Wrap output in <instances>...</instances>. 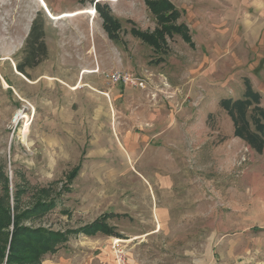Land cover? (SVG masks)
<instances>
[{
	"label": "rangeland",
	"instance_id": "obj_1",
	"mask_svg": "<svg viewBox=\"0 0 264 264\" xmlns=\"http://www.w3.org/2000/svg\"><path fill=\"white\" fill-rule=\"evenodd\" d=\"M171 1L191 37L166 33L155 50L132 32L160 27L145 0H0V264H264V154L219 103L248 77L264 107V0ZM99 9L120 20L117 41ZM39 12L47 56L26 76ZM160 175L173 179L162 193ZM157 197L171 213L159 225ZM38 201L54 206L22 217ZM98 219L108 233L83 232ZM16 226L65 239L12 258Z\"/></svg>",
	"mask_w": 264,
	"mask_h": 264
},
{
	"label": "trees",
	"instance_id": "obj_2",
	"mask_svg": "<svg viewBox=\"0 0 264 264\" xmlns=\"http://www.w3.org/2000/svg\"><path fill=\"white\" fill-rule=\"evenodd\" d=\"M145 2L156 16L157 24H160V27L157 28L155 32L151 33L132 29L136 37L145 40L149 45L153 46L155 50L161 49L162 43L165 41L166 33L169 36L174 33H179L185 40H190L191 36L188 32L187 25L184 22H180L179 24L174 23L181 15L174 2L171 0H145ZM98 11L103 18V26L109 38L117 41L120 38V20L115 17L110 10L106 12L99 9ZM44 35V21L41 12H39L33 18L30 30L26 36V43L23 49L24 54L21 61L16 64L17 71L28 76L29 74L26 68L35 66L40 60L46 58L47 47L44 42ZM243 82L244 92L242 97L235 99L231 97L221 98L219 103L232 120L234 135L245 141L247 145L256 152L262 153L264 151V107L261 106L259 92L253 89L249 78L244 77ZM78 172L79 169L74 175L75 177ZM3 189L6 191L8 190L6 184ZM37 204L39 205L26 210L22 217H27L28 214L42 212L54 206L53 201L47 204L38 201ZM4 209V212L0 215V227L9 222L8 214L6 213L4 215L8 208ZM3 215L5 217L6 215L8 216L7 220L4 218L2 221ZM22 217L20 214L17 218L21 219ZM97 228L103 229L107 233L109 232L108 226L100 222L99 219L93 221V223L88 226H84L82 230L87 234H91L93 231L95 232ZM14 230L9 244L12 258L18 249H21L20 251H26L28 253L26 256L40 257V255L46 252H53L55 246L59 245L58 242L65 239V236L59 231H52L46 228L29 229V227L16 226ZM20 238H22V241H19ZM17 241H19L20 246H17ZM0 256H2L1 248ZM12 258H8V262H10ZM18 258L23 259L24 256ZM28 259L27 261H29Z\"/></svg>",
	"mask_w": 264,
	"mask_h": 264
},
{
	"label": "crops",
	"instance_id": "obj_3",
	"mask_svg": "<svg viewBox=\"0 0 264 264\" xmlns=\"http://www.w3.org/2000/svg\"><path fill=\"white\" fill-rule=\"evenodd\" d=\"M46 10H47V6H46ZM48 13H49V11H48ZM251 150H254V149L251 148ZM260 154H264V151L262 153H260ZM159 183H161L160 189H164L163 191H161V193L162 192H166V190L170 189L172 187V185H173L172 176H170V178L167 179V178L163 177L162 175H160ZM161 198L157 197V199H155V200H158V203H155V201L153 200V202L151 203V207L152 208L150 207V209H151L150 211H152L153 216H155V221L157 222V225H159V221L157 220L158 216L160 218H163V217L167 216L168 213H169L168 212V206L166 204H163V201H162ZM130 208H132V206H130ZM170 214L171 213H169V215ZM150 231L144 232L143 234H146V233H148ZM154 232H155V230H154Z\"/></svg>",
	"mask_w": 264,
	"mask_h": 264
},
{
	"label": "built area",
	"instance_id": "obj_4",
	"mask_svg": "<svg viewBox=\"0 0 264 264\" xmlns=\"http://www.w3.org/2000/svg\"><path fill=\"white\" fill-rule=\"evenodd\" d=\"M109 81L113 84L116 83H124V84H132L133 86H137L140 82L137 77L132 76L129 73H121V72H113L108 75Z\"/></svg>",
	"mask_w": 264,
	"mask_h": 264
},
{
	"label": "bare ground",
	"instance_id": "obj_5",
	"mask_svg": "<svg viewBox=\"0 0 264 264\" xmlns=\"http://www.w3.org/2000/svg\"><path fill=\"white\" fill-rule=\"evenodd\" d=\"M39 2H40V4H41L42 6L45 5L44 0H39ZM45 6H46V5H45ZM78 13H94V10H93V8H90V9L79 10V11L72 12V13H68V14H70V15H75V14H78ZM50 15H51L52 17H55V16H53L52 13H50Z\"/></svg>",
	"mask_w": 264,
	"mask_h": 264
}]
</instances>
